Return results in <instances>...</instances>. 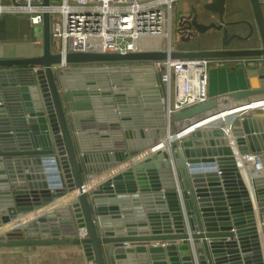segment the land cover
Returning a JSON list of instances; mask_svg holds the SVG:
<instances>
[{
  "label": "water",
  "instance_id": "water-1",
  "mask_svg": "<svg viewBox=\"0 0 264 264\" xmlns=\"http://www.w3.org/2000/svg\"><path fill=\"white\" fill-rule=\"evenodd\" d=\"M250 2L254 23L245 21V37L229 35L226 0L205 4L218 24L182 14L194 32L223 30L225 48L199 51L63 54L54 50L46 11L43 52L0 58V228L17 223L0 229V246L79 245L88 264H264V174L247 183L239 161L259 153L264 168V107L248 106L264 100V65L247 70V89L176 112L170 128L163 85L150 77L153 62L264 56L262 2ZM254 24L260 47L226 48L234 38H250ZM230 99L248 109L221 119ZM208 110L215 112L201 116ZM186 119L193 120L177 128L174 122ZM162 142L163 150L92 184L94 174Z\"/></svg>",
  "mask_w": 264,
  "mask_h": 264
},
{
  "label": "built area",
  "instance_id": "built-area-1",
  "mask_svg": "<svg viewBox=\"0 0 264 264\" xmlns=\"http://www.w3.org/2000/svg\"><path fill=\"white\" fill-rule=\"evenodd\" d=\"M43 0H14L10 5L0 2V15L14 13L27 16L34 26H41L44 13L59 14L61 21H52V34L60 42L61 52L130 53L145 49L173 48L172 9L178 0H61L46 7ZM180 1V0H179ZM262 7L264 10V0ZM153 40L150 46L139 47V39ZM164 42L165 47H155ZM234 61L239 65L259 68L261 57L196 58L153 62L161 72L163 89L160 98L167 126L178 111L200 105L209 100L208 73L212 63ZM161 86V84H159ZM162 87V86H161ZM242 101H237L240 103ZM235 104V105H236ZM241 104V103H240ZM234 105V106H235ZM233 105L226 107L236 109ZM222 107H225L224 104ZM264 107V106H263ZM239 114V112H237ZM234 115V114H233ZM243 115H239V117ZM229 127L225 129L230 133ZM164 142L159 146H164ZM243 179L262 176L261 154L249 153L239 158Z\"/></svg>",
  "mask_w": 264,
  "mask_h": 264
},
{
  "label": "crops",
  "instance_id": "crops-1",
  "mask_svg": "<svg viewBox=\"0 0 264 264\" xmlns=\"http://www.w3.org/2000/svg\"><path fill=\"white\" fill-rule=\"evenodd\" d=\"M6 1V2H5ZM1 4L6 6L10 5L14 2V0H0ZM186 2V0L184 1ZM52 4H58L60 2H57V0H51ZM186 5L188 6V3L186 2ZM190 13V7L188 6V10L182 12V14H189ZM4 14H10L13 16H17L18 18H27L25 15L21 14H14V13H4ZM1 14V15H4ZM0 15V17H1ZM58 16L54 15L52 16V21H57L56 19ZM28 19V18H27ZM29 20V19H28ZM33 26V38L31 40H23V39H6V40H0V58H20V57H31L35 55H39L43 52V33H42V25L41 26ZM54 40L53 47L54 50L57 51V49L60 48V42L58 40ZM143 48V47H142ZM173 49L178 50L173 46ZM258 68V67H257ZM253 69L250 67H244L242 65H239L238 63L234 61H227L224 64L219 63H212L209 67V73H208V95L209 100L215 99V98H221L225 96L232 95V93L245 90L248 88V75L247 70ZM256 69V68H254ZM151 78L155 79L156 82L159 81V79L155 75L150 76ZM158 87L159 83H156ZM258 96H253V98H256ZM250 98H245L243 100H251ZM239 100V101H243ZM237 101H234L233 99L227 100L224 103L225 107H229L230 105H235ZM251 105L250 107H252ZM247 106H241L240 109H248ZM208 110L205 113L201 114V116L209 115L210 113H214L215 111ZM231 110H227L225 112H221V114L229 113ZM200 115L197 116L201 117ZM223 117V116H220ZM195 118V119H196ZM226 117H223L221 119H226ZM242 118L239 117L238 119H235L233 122L234 124H238L239 121ZM193 119H186L184 121H175V125H177V128L184 127L187 123L192 121ZM238 122V123H237ZM225 124L228 126L230 125V122L228 123L227 120L225 121ZM173 129L172 133H175L178 129ZM161 139H156V145L162 141ZM165 146H158L157 148L153 149L152 147H148L141 155L133 157L129 162H121L118 164L115 169L105 171L98 176L97 174H94L92 177H97L94 183V186H97L101 182L110 179L112 176L116 175L120 171L124 170L126 167H128L130 164L135 163L136 161H139L142 159V155L148 153L151 154L154 151H157V149H164ZM234 149L236 150V146H234ZM113 173V174H112ZM246 181V179H245ZM92 186V187H94ZM75 195V194H74ZM73 195V196H74ZM68 199L59 201L63 202L68 201ZM57 202V203H59ZM55 203V204H57ZM23 221V220H22ZM261 222H258V233L261 237V246L262 251L264 254V240L262 238V229H261ZM153 243V242H152ZM157 244V243H156ZM0 264H88L86 261V257L83 253L82 248L79 245L74 244H63V245H31V246H0Z\"/></svg>",
  "mask_w": 264,
  "mask_h": 264
},
{
  "label": "trees",
  "instance_id": "trees-1",
  "mask_svg": "<svg viewBox=\"0 0 264 264\" xmlns=\"http://www.w3.org/2000/svg\"><path fill=\"white\" fill-rule=\"evenodd\" d=\"M209 0H187L192 16L197 15L200 23L209 24L211 22L219 23L217 13L209 11L205 8V4ZM6 2V1H5ZM248 8H243L241 4L234 0H226L225 20L228 23L229 35L239 34L247 36L250 31L246 20L254 23V15L250 0H245ZM4 14V13H3ZM254 32L248 39L234 38L226 48L233 49H248L261 46V38L254 24ZM33 26L27 18H18L10 14H4L0 17V40L6 39H23L31 40L33 38ZM223 30L211 28L205 33L194 32L190 39L182 37L175 38L173 45L178 50L183 51H199V50H214L225 48L222 44ZM53 39L57 40L55 37Z\"/></svg>",
  "mask_w": 264,
  "mask_h": 264
},
{
  "label": "rangeland",
  "instance_id": "rangeland-1",
  "mask_svg": "<svg viewBox=\"0 0 264 264\" xmlns=\"http://www.w3.org/2000/svg\"><path fill=\"white\" fill-rule=\"evenodd\" d=\"M61 0H57V2H60ZM185 0H178V1H175L174 4H173V9H172V27H173V30H172V39L173 41L175 40V38H179V34L177 33L176 31V26H177V22H178V17L180 16V14L186 10H188V6L186 5V2H184ZM187 1V0H186ZM236 1L237 3L241 4V6L243 8H248L249 9V5L247 6L245 0H234ZM56 16H58V18L56 19L57 21H61V16L59 14H56ZM158 39H153V40H147V39H139L138 41V45L139 47H146V46H150L152 42H157ZM174 46V45H173ZM155 47H165V43L164 42H158L157 44L155 43ZM243 106V105H239V107L237 109H228V110H231L229 113H224V114H220L221 116L223 117H228V116H231L233 115L234 113L236 112H240L241 110L243 109H240V107ZM227 111L226 110H223V112ZM245 111V110H244ZM222 117V118H223ZM238 123V122H237Z\"/></svg>",
  "mask_w": 264,
  "mask_h": 264
},
{
  "label": "bare ground",
  "instance_id": "bare-ground-1",
  "mask_svg": "<svg viewBox=\"0 0 264 264\" xmlns=\"http://www.w3.org/2000/svg\"><path fill=\"white\" fill-rule=\"evenodd\" d=\"M243 106L245 105V104H242ZM251 105H253L252 107H254V106H257V105H260V106H264V100H260V101H257V102H254V103H252ZM251 105H248V106H251ZM243 110H247V109H243ZM113 174V173H112ZM96 181H94L92 184H94ZM76 192H73V193H71V194H69V195H67L66 197H64V198H62L61 200H59V201H63V200H66V199H68V198H71V197H73V195L75 194ZM39 211H41V210H39ZM37 213V212H36ZM36 213H31V214H29L28 216H26L25 218H23L24 220L23 221H25V220H27V219H30V217H32V216H35V214ZM22 222V221H21ZM18 223H20V222H18ZM15 224H17L16 222L15 223H12V224H10V225H7L6 227H12V226H14ZM6 227H3L1 230L2 231H4L3 229H5ZM0 230V231H1Z\"/></svg>",
  "mask_w": 264,
  "mask_h": 264
},
{
  "label": "flooded vegetation",
  "instance_id": "flooded-vegetation-1",
  "mask_svg": "<svg viewBox=\"0 0 264 264\" xmlns=\"http://www.w3.org/2000/svg\"><path fill=\"white\" fill-rule=\"evenodd\" d=\"M179 22H181L180 16L178 17V22H177V26H176L177 29H179V28L181 29V31H180L181 33L179 34L180 37H183L184 35L186 36L190 32H193L194 33V30L193 29L192 30L191 29H187V25L184 22V20H183V22H181V24H182L181 27L178 25Z\"/></svg>",
  "mask_w": 264,
  "mask_h": 264
}]
</instances>
